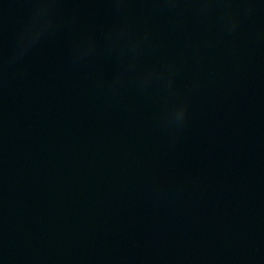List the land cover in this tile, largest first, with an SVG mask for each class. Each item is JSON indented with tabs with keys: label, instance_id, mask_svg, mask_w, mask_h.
<instances>
[{
	"label": "water",
	"instance_id": "1",
	"mask_svg": "<svg viewBox=\"0 0 264 264\" xmlns=\"http://www.w3.org/2000/svg\"><path fill=\"white\" fill-rule=\"evenodd\" d=\"M0 264H264V0H0Z\"/></svg>",
	"mask_w": 264,
	"mask_h": 264
}]
</instances>
